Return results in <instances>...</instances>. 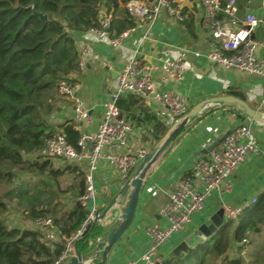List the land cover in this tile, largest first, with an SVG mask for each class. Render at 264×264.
Returning <instances> with one entry per match:
<instances>
[{"label":"trees","instance_id":"16d2710c","mask_svg":"<svg viewBox=\"0 0 264 264\" xmlns=\"http://www.w3.org/2000/svg\"><path fill=\"white\" fill-rule=\"evenodd\" d=\"M105 9L114 15L110 33H121L137 21L121 6V0H0V187L10 185L0 194V264H54L63 248L49 246L35 228L9 225L5 219L7 198L28 219L51 216L66 235L79 229L87 217L88 210L77 200L84 192L80 167L68 163L64 169L53 168L35 153L57 129L66 131L69 141L77 144L80 133L71 119L54 122L55 114L70 101L58 87L62 80L71 85L77 82L76 35L97 25ZM231 93L245 99L238 91ZM230 108L241 120L248 119L242 111ZM66 171L76 179L62 189L59 178ZM23 174L35 179L20 178ZM43 175L52 181L38 178ZM68 194L72 196L71 201L67 198L69 203L62 199ZM104 232L101 225L91 224L77 241V250L91 256L96 239ZM162 264H264V191L237 220H226L206 241L180 255L165 256Z\"/></svg>","mask_w":264,"mask_h":264},{"label":"crops","instance_id":"0c3cea01","mask_svg":"<svg viewBox=\"0 0 264 264\" xmlns=\"http://www.w3.org/2000/svg\"><path fill=\"white\" fill-rule=\"evenodd\" d=\"M246 1L238 0L241 17L248 10H253L257 14L263 13L264 0H254L250 5ZM177 2L187 13L186 22H178L165 10H161L150 25L136 21L133 26L135 30L122 40L121 46H113L108 39L99 38L91 31L76 35L78 50L89 45L92 51V55L85 60L84 69L76 75L75 88V96L84 101L93 117V123L86 127L87 131H97L98 124L103 118L104 102L113 89L119 72L133 53L136 54L141 66L154 67L151 72L157 90L180 94L187 99L189 109L211 97L233 95L231 91L242 93L253 108H259L260 100L264 96V75L227 69L197 56V52L205 53L209 48L200 0ZM121 6H125L123 0ZM188 23H192V27ZM253 37L264 41V27L255 29ZM141 39L143 41L139 46ZM183 54L184 71L181 79L164 82L163 71L160 69L162 62L176 59ZM257 54L264 58V48L258 49ZM107 62L112 66H107ZM69 100L55 114V123L72 118L73 103L70 98ZM120 108L122 116L132 124L129 136L132 148L143 144L151 151L170 126L169 112L154 99L127 94L121 97ZM243 122L250 124L262 152L248 158L235 171L232 176L231 192H213L207 198L204 207L196 213L195 221L188 231L174 234L160 249V253L164 256L172 254L173 249L187 234L195 231L203 223H210L212 215L224 205L233 207L250 205L254 198L264 191V126L249 119L241 120L228 105L208 108L179 131L150 167L143 181L136 217L129 229L114 244L107 264H127L130 260L140 259L150 246L146 226L153 223L162 226L168 224V220L160 215V210L168 203L178 177L189 173L198 159L209 154V149L221 133ZM76 165L83 173L85 172L86 164ZM119 182L117 169L112 164L104 163L95 173L96 203L102 213ZM111 216L112 212L104 216L103 226L101 225L103 228L111 222ZM22 227L34 228L27 223ZM98 255L96 259L99 261L100 254ZM98 261H94L93 264H97ZM137 264L142 262L139 261Z\"/></svg>","mask_w":264,"mask_h":264},{"label":"built area","instance_id":"2783aa9c","mask_svg":"<svg viewBox=\"0 0 264 264\" xmlns=\"http://www.w3.org/2000/svg\"><path fill=\"white\" fill-rule=\"evenodd\" d=\"M254 0H247L251 4ZM203 26L209 48L202 56L227 69H237L252 74L264 75V58L257 54L264 48V41L253 37L254 30L264 27V11L257 14L253 10L240 15L238 0H200ZM125 7L137 18L139 23L152 24L159 12L165 10L170 17L184 22L186 15L177 0H127ZM114 15L103 10L98 16L97 25L88 31L97 37L108 39L113 46H121L122 40L135 30L131 27L121 33H110ZM142 39L138 43H142ZM92 55L89 45L79 51V70L85 67V60ZM183 55L176 59L165 60L160 65L164 82L180 80L184 71ZM111 67V63H106ZM152 66L143 67L133 53L119 72L113 89L104 102L103 118L97 131L90 132L86 127L93 123L90 108L83 100L75 96V84L62 80L58 91L68 96L73 103L71 120L80 137L73 145L63 129L55 130L45 139L44 146L36 151V156L44 158H62L74 164H86L84 172V192L77 197L79 203L88 210L86 219L79 229L70 235L59 230L51 216L39 217L34 221V228L42 233L43 241L49 246L62 245V250L54 264H69L76 253V243L89 229L91 224L102 225L104 215L96 203L97 189L95 173L101 165L112 164L116 167L120 180H126L137 165L149 153V149L139 144L132 148L129 136L132 131L131 122L121 115L118 100L127 94L154 99L162 104L170 115V125L189 110L188 101L176 92L159 91L152 75ZM264 111V96L259 108ZM262 152L250 124L240 123L231 128L218 145L205 157L198 159L189 173L178 177L170 194L168 203L160 210V215L168 220L165 226L153 223L146 226V234L150 238V246L139 260H130L127 264H162L164 255L160 249L180 232L188 231L195 221V215L205 205L213 192L232 190V176L235 171L251 156ZM255 201V198L254 200ZM249 206V205H247ZM247 206L233 207L224 205L226 220H237ZM103 226V225H102ZM97 238L96 241H99ZM91 242V240L89 241Z\"/></svg>","mask_w":264,"mask_h":264},{"label":"water","instance_id":"95a60500","mask_svg":"<svg viewBox=\"0 0 264 264\" xmlns=\"http://www.w3.org/2000/svg\"><path fill=\"white\" fill-rule=\"evenodd\" d=\"M148 1L152 2L153 0ZM40 17L42 19H46V15L40 14ZM215 105H228L234 107L242 111L249 120L264 126V111H261L258 108H253L245 99L235 95H219L211 97L193 106L186 114L176 119L169 126L163 137L137 165L130 176L126 180H122V182L120 180L118 187L113 192L114 194L112 198L102 213L105 216L108 212H112V216L110 217L111 222L104 225L105 232L103 237L97 241L95 245V252H93L91 256L87 257L82 255L79 250H76V253L71 258L69 264H93L96 258L99 257L98 254H100V260L97 264L108 263L109 255L114 244L129 229L136 217L143 181L152 164L158 159L169 142L179 133L181 129L188 125L196 116L203 113L204 110ZM229 130H231V128H228L226 131L221 133L209 151L218 145ZM225 221L224 208L221 207L214 215H212L210 223H203L195 231L187 234L185 238L173 249V254L180 255L182 252L188 251L189 248L203 243L209 237L214 235Z\"/></svg>","mask_w":264,"mask_h":264},{"label":"rangeland","instance_id":"374dc122","mask_svg":"<svg viewBox=\"0 0 264 264\" xmlns=\"http://www.w3.org/2000/svg\"><path fill=\"white\" fill-rule=\"evenodd\" d=\"M36 156H30V158H35ZM42 159L48 161L49 163H51L53 168H59V169H64V167L70 163L69 161H67L66 159H62V158H44L41 157ZM40 158V159H41ZM20 178L25 179L27 181L29 180H33L35 178H33L32 174H23ZM39 179L45 180V181H52V178L49 175H43V176H39ZM75 175L72 174L69 171H66L60 178H59V184L61 186L62 189H67L72 182L75 181ZM21 180V179H19ZM78 180V179H77ZM76 180V181H77ZM10 188V185H2L0 187V194H3L6 190H8ZM69 201L72 200V196L71 195H63L62 199L64 202L67 201L68 199ZM8 201L9 204V209L7 211V213L5 214V219L7 221V223L9 225H15V226H19L22 227L24 226V224H29L30 226H34V220L28 219L27 215L23 212V210L21 208H19L17 206V204L15 203V201H11V199L7 198L6 199ZM32 222V223H31ZM93 254V253H92ZM91 254V255H92Z\"/></svg>","mask_w":264,"mask_h":264}]
</instances>
